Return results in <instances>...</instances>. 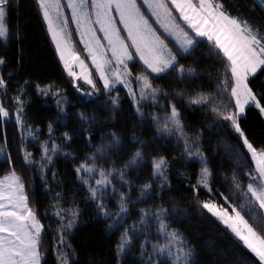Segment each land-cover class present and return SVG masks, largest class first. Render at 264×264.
<instances>
[{"label": "snow or ice", "instance_id": "1", "mask_svg": "<svg viewBox=\"0 0 264 264\" xmlns=\"http://www.w3.org/2000/svg\"><path fill=\"white\" fill-rule=\"evenodd\" d=\"M259 5L257 15L256 4L249 8L246 0H32L76 91L96 100L107 97L110 119L127 99L134 118L155 132L154 140L165 142V147L175 144L176 154L165 155L149 140L133 135L132 142L142 148L121 163L112 158L122 149L116 132L99 146L89 136L84 147L94 151H67L76 133L56 137L50 121L48 138L40 140L41 130L29 123L28 89L52 98L57 120L66 119L68 108L75 105L54 82H21L14 79L15 70L5 71L13 43L18 46L17 64L23 67V35L18 15L17 23L12 22L20 0H0V264H50L45 255L49 235L51 264H81L73 238L83 223L82 205L106 222L108 232L119 233L113 245L116 264H128L130 255L136 264H199L195 246L173 227L176 218L169 205L174 210V198H165L174 191V172L187 181L188 194L182 198L214 218L254 257H237L229 264H264V0ZM198 49L202 59L194 58V63L199 68L182 62ZM165 78L168 88L157 83ZM181 84L184 87H176ZM187 110L212 119L197 130L186 122ZM254 111L261 118L259 134L248 126L247 116ZM77 115L83 123L97 122L96 115ZM9 122L19 133L15 158L4 128ZM205 130L225 134L217 142L224 155L211 145V158L206 154ZM29 138L39 149L38 158L28 150ZM61 157L71 163L72 175L65 180L57 169ZM178 162L191 164L195 171H181ZM145 169L144 183L128 179L129 170L137 172L139 180ZM37 177L43 186L39 197ZM137 187L140 193L133 199ZM41 197L50 202L41 206ZM153 197L160 202L136 209L138 220L128 224L130 206ZM141 237L136 257L133 248Z\"/></svg>", "mask_w": 264, "mask_h": 264}, {"label": "trees", "instance_id": "2", "mask_svg": "<svg viewBox=\"0 0 264 264\" xmlns=\"http://www.w3.org/2000/svg\"><path fill=\"white\" fill-rule=\"evenodd\" d=\"M246 3L249 8L255 3L256 14H259L260 6L255 0H246ZM31 4L32 0H20L19 14L15 12L12 14V22L14 24L17 23L18 15L23 35V39L19 45L24 53V59L21 61L23 67L20 68L17 64L18 46L16 43H13L7 50L9 66L5 71L15 70L16 75L14 79L21 82L23 79H31L41 84L54 82L61 89L66 90L69 100L75 105V107L68 108V116L66 119L62 121L57 120V109L52 98L41 96L30 87L27 95L31 97V104L27 109V113L31 117L29 123H31L32 128H39L41 130L39 133L40 140L42 141L48 138L47 124L51 121L54 122V128L56 129L54 135L56 137L61 136L64 132H68L70 135H72L73 132L76 133V139H74L70 148H66L67 151H94V148L85 149L84 147L89 136H91L92 144L99 146L101 143H107L111 139L109 133L116 132L121 137L122 149L119 155L113 156L112 158L120 160L121 163L127 162L137 148H142L140 144L132 142L131 137L133 135L139 137L141 140H149L154 147H158L162 150V154L167 155L168 153H172L175 155L176 148L174 142L168 147H165V142L154 140L155 132L149 127L147 122L142 125L134 118L127 99L122 101L121 111L116 114L114 119H110L109 117L111 114L105 110L109 107L106 103L107 97L102 96L99 100H96L95 98L85 97L83 93L76 91L71 85L66 73H63L62 65L58 63V57L55 55L54 45L51 44L50 37L46 35V27L42 25L41 20L36 16L35 9L31 7ZM2 44L3 42L0 41V45ZM0 54H3L2 48H0ZM194 58L202 59L200 49L193 54V57H189L182 62L188 66L199 68L200 65L194 63ZM157 83L168 88L169 78L157 81ZM176 87H184V85H176ZM209 90L210 89H205V91ZM120 91L121 95H123V90ZM10 94L15 95V92L13 91ZM113 95H115V93H113ZM7 106H9L11 110V102H8ZM78 112H84L85 115L89 117L96 115L97 122L90 121L88 123H83L77 115ZM184 115L187 118L186 122L191 123L197 130L203 127L205 119L208 121L212 119L211 116L205 117L201 111L195 110H187L184 112ZM247 121L248 126L254 128L258 134L262 131L261 118L255 111L248 114ZM81 127L86 129V131L81 133ZM4 128L9 137L10 147L13 149L15 158V150L20 146L19 133L10 122L5 124ZM224 136V133L214 134L205 130L203 143L206 147L204 150L210 158L212 152L211 148L207 147L208 145L219 148L221 155H224L223 147L217 143ZM102 137H104L103 140L101 139ZM0 143H2V140H0ZM56 143L60 144L61 147H65L64 142L59 139L56 140ZM28 150L33 152L37 158L39 157V149L30 138L28 140ZM142 150L147 152L151 149L143 148ZM177 166L180 167L181 171L185 169L188 171H195L191 164L183 165L178 162ZM57 169L61 171L60 178L62 180H65L66 176L70 177L72 175L71 163L65 162L63 157L60 158ZM224 170L227 171V167H225ZM142 171L143 175H140L139 180H137L139 174L129 170L128 179L136 183H144L148 172L146 169ZM216 183L219 184V181H216ZM52 186L55 187L54 184ZM35 188L39 197L43 192V186L38 177L35 180ZM173 189V192L165 193V198L170 195L175 201L174 210L173 206L169 205L170 211H172L173 216L176 218L173 227L179 228L184 233L185 237L195 246V251L197 253L196 259L199 264H229L230 261L235 260L237 257L254 258L247 249L242 246L238 247L237 244L234 243L233 236L226 232L224 227L214 218L210 215L202 214L198 208L189 204L188 201L182 198L186 196V193L188 194L187 181L182 179L179 174L175 172L173 173ZM156 190L159 191L158 189ZM221 190L223 191L224 189L221 188ZM139 193V187L135 188L132 192L133 199L139 196ZM203 195L202 193V198ZM154 201L156 203L160 202L153 197V199L146 200L138 205L130 206L133 214L127 223L131 224L134 220H138L139 213L136 209L145 208ZM49 202L50 201L46 198L41 197L39 199V204L41 206ZM82 207L85 209L81 217L83 223L80 225L77 234L73 238V243L77 247L81 264H86L88 260H103L105 264H116L113 245L119 233L112 235L106 230V222L103 219L94 218V213L89 210V205H82ZM112 207L115 208L114 202ZM42 222L47 225L49 221ZM53 227H55L54 222ZM110 236L111 238H109ZM142 239L141 237V240L135 242L137 247L133 248V252L136 257L139 256L138 245L142 242ZM153 239H155V237H153ZM45 249V255L51 264V261L54 259V249L52 247L50 235L45 241ZM149 251H151V249H149ZM161 259H164V257H161ZM128 264H136L135 259L131 255L128 257Z\"/></svg>", "mask_w": 264, "mask_h": 264}, {"label": "rangeland", "instance_id": "3", "mask_svg": "<svg viewBox=\"0 0 264 264\" xmlns=\"http://www.w3.org/2000/svg\"><path fill=\"white\" fill-rule=\"evenodd\" d=\"M73 40H74V41H78V36H76V35L74 34V35H73ZM81 47H82V46H81L79 43H77V49L79 50ZM84 91L87 92V91H90V89H88L86 86H84ZM186 195H187V193H186ZM229 210H230V209H229Z\"/></svg>", "mask_w": 264, "mask_h": 264}, {"label": "crops", "instance_id": "4", "mask_svg": "<svg viewBox=\"0 0 264 264\" xmlns=\"http://www.w3.org/2000/svg\"><path fill=\"white\" fill-rule=\"evenodd\" d=\"M255 2L259 5V0H255ZM260 6V5H259Z\"/></svg>", "mask_w": 264, "mask_h": 264}]
</instances>
